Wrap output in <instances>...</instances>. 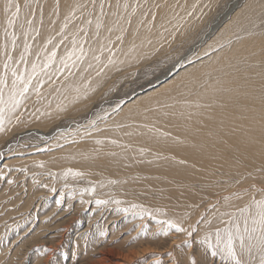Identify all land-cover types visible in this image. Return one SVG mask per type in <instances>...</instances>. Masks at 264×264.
<instances>
[{
    "label": "rangeland",
    "instance_id": "1",
    "mask_svg": "<svg viewBox=\"0 0 264 264\" xmlns=\"http://www.w3.org/2000/svg\"><path fill=\"white\" fill-rule=\"evenodd\" d=\"M139 1L147 2L135 0ZM168 1L167 6L165 2ZM181 1H161L165 8L160 3L159 11L153 9L151 24L136 26L137 17L134 16L140 4H135L134 0H12L20 7V14L15 27L8 28L11 12H6L5 7L9 0H0V13L4 12L3 20L0 19V33L6 53L15 58L24 55L21 66L26 65L32 74V66L37 57H43V50L47 56L56 52L54 65L47 67L43 71L45 74L38 69L32 81L33 86L42 85L38 88L40 98L55 96L49 102L53 110L48 112L50 115L46 114L50 120L44 123L43 118L36 115L35 120L29 119L24 124L15 121L0 136V264H38L45 257L43 253L47 252H54L53 264H75L74 257L87 255L83 246L91 238L97 240L96 252L90 250L91 254L86 257L89 260L79 264L96 261L101 255H96L100 249L104 254L113 249V256L119 251L127 254L140 248L145 241L161 252L158 250L160 254L147 255L143 264H172L169 260L174 261L175 254L180 251L187 257L186 264L193 261L195 264H234L224 251L227 242L224 230L231 226L226 222L233 219L234 223L242 225L244 217L239 215L240 210L249 207L253 199L264 200V192L260 190H264V157L250 156L238 163L246 170V178L226 176L220 169L212 170L203 180L176 179L171 189L173 192L168 194L158 190V182L154 181L158 177L165 178L160 174L155 177L152 173L135 171L112 177L113 171H122L121 166L111 168L106 153L98 144L106 132L125 128L121 112L130 100L155 90L176 68L181 67L184 79L172 77L175 83L159 91L161 94L157 92L153 100H143L144 107L154 105L151 110L143 112L147 116L176 109L178 101L168 97L171 90L177 99L189 101L200 92L225 84L224 70L212 67L220 64L227 51L240 44L246 33L264 34V23H261L264 9H260L264 0H239L238 9L232 15L229 12L236 0H213L207 6L202 0L192 4V18L181 35L162 39L152 46L156 38L154 32L165 30L166 19L172 15L179 17L188 10L190 5ZM126 6L130 14L118 21L119 15L126 12L123 11ZM235 14H240L237 20L243 19L244 25L239 27L237 22L233 26ZM219 23L223 27H219ZM227 25L232 27L230 34L228 29L225 30ZM12 32L17 36L14 50ZM145 42L147 45H143ZM26 44L30 46V53L24 51ZM81 48L85 56L82 62L79 60ZM88 48L92 58L85 53ZM73 51V59L77 61L75 66L69 62L63 69L62 61ZM101 54L103 56L99 57ZM217 56L221 60L218 61ZM209 63H212V67L208 66L211 69L207 67ZM253 66L259 71L254 77L259 84L256 92L264 93V61L261 65L251 60L246 64L233 61L228 68L231 75L246 68L249 73ZM59 70H64L65 76L51 80L50 88L46 83H39L43 77L47 76V79ZM206 72L209 73L206 75ZM94 73L103 78L96 80L92 89H79L78 86L90 80ZM231 84L226 85L231 87ZM217 87L216 90L212 88L215 93L219 90ZM223 91L225 89L220 92ZM59 96H67V99L74 96L77 101L65 107ZM56 97V102L61 105L53 102ZM31 103L28 100L23 104V116L34 111ZM86 160L89 162L83 163ZM97 173L98 177L95 176ZM244 199L245 205L238 208L235 204ZM170 203L174 205L170 206ZM173 208L190 214L192 222L185 232H177L170 226L173 224H168L173 212L166 209L172 211ZM252 211L255 212L254 207ZM233 213L236 214L234 217L229 215ZM217 231L221 234L219 247ZM174 234L181 241L177 240L176 243L180 244L171 249L169 244ZM39 240L45 243L36 244L35 241ZM57 243L61 246L53 251ZM213 250L217 255H212ZM260 257L258 248L253 247L251 256L245 254L243 259L250 264H260ZM139 260L133 264H139Z\"/></svg>",
    "mask_w": 264,
    "mask_h": 264
},
{
    "label": "bare ground",
    "instance_id": "2",
    "mask_svg": "<svg viewBox=\"0 0 264 264\" xmlns=\"http://www.w3.org/2000/svg\"><path fill=\"white\" fill-rule=\"evenodd\" d=\"M145 1L147 2L141 3L139 1L140 3H138L135 2L134 0L135 4L136 3L137 5L140 4L137 15L134 16L137 17L136 26L139 25L141 26V24L147 26L150 25L153 18L150 15L154 12L153 9L156 8V10L159 11L161 5L158 4L162 3V7L164 5V3L161 2L164 0H145ZM196 1L200 2L202 0L181 1L184 4L190 5L187 8L188 9L186 11L187 13L184 12V14L180 15L179 17L176 15L169 16L166 19L167 22H166L165 30L162 32L160 31L154 32L156 38L154 39V43H151V45L154 46L155 43L161 41L162 39L163 40L169 39L170 37L176 38L177 36L181 35L187 26V22L189 21V19L192 18L191 6L192 4H195ZM212 1L213 0H205L202 3L203 5L207 6V3ZM238 1L239 0H236V2L233 4L234 6L232 10L229 12V15L234 14L235 11L238 9L237 8ZM128 3L131 4V1ZM165 3L168 6L170 4V1ZM200 5H198V8L200 7ZM203 5H201V7ZM260 9L261 10L264 9V5H261ZM123 11L126 12L125 13L123 12L122 14L119 15L118 17L119 20L117 19L118 21L123 20L124 17L130 14V11L128 10L127 6L126 9H124ZM147 12L148 14H146ZM2 15H4V12L0 13V19L3 20ZM239 15L240 14H237L235 17L233 16L234 17L232 22L233 26H235L237 22L239 27L245 24L244 21H241L243 19L239 21L237 20V17H239ZM224 22H226V19L222 23L224 24ZM221 26L222 24L220 25L219 23V27ZM226 29H228L229 31L228 34H230L232 27L229 28V25H227L225 30ZM154 33H152V35ZM262 35L264 34L260 33V35H253V34L249 35L248 33H246L244 35L246 37L245 38L242 37L240 44L228 50L227 51L228 54L226 53L223 54V55L226 54V56L222 58L220 64L212 67L211 66V64L213 63L212 62L211 64L209 63L207 65V67L211 66L212 68H215L217 70L218 69L224 70L223 72L224 73L223 75L225 77L224 82L226 83L223 85L221 84L222 86L221 85L214 86L212 84L214 88L211 87L203 93L200 92L201 93L200 95L198 94L196 96H193L192 98L189 99V101L182 100L181 98L177 99L174 96V91L173 90H171V92L169 91V95H168V97H170L169 100L178 101L176 104V109H171V111L167 110V112H163V111L159 113L153 112V113H149V115L147 116L143 112H146L149 109L151 110L152 108H154V105L144 107L141 104V102L143 100H148V101L153 100L154 95H156L157 92L160 93L159 91L168 88L167 86L172 85L171 83H175L176 80L174 81L173 78H178V80L184 79L185 73L181 72L183 71L181 70V67L176 68L174 73L167 78L170 79V77L171 78L173 77L172 79H170L169 82L166 81V83H164L165 80H167L164 79L163 83L161 85L159 84V86H157L155 90L145 92L141 96L138 95L139 97H134L132 100H130L129 103L126 104L125 109L122 110L121 112L124 114V118L122 119H124L123 124L125 126L123 127L125 128L116 129L114 131H111V133L106 132L105 138L102 141L98 142V144L102 146L103 152L106 153V158L108 159V163H110L109 166H111V168L114 165L121 166L122 171L119 172L113 171L115 172V174L112 173L111 176L113 177L114 175H128L135 171L138 172L140 171L142 173L144 172L146 174L152 173L154 174L155 177L156 175L160 174L162 175L161 177H165V178L163 179L158 177L155 178L154 181L157 180L156 182H158L157 183V187H159L158 190L160 189L168 194L173 192L171 191V189H173L174 187L173 181H175L176 179L185 178L187 180L188 179L203 180L205 178V174L212 173V170L220 169L223 171V174L226 176H231V177L237 176L239 178L241 177L246 178V176L244 175V172L246 170H243L242 167L238 165V163L244 160H248L250 156L264 157V93L258 94L256 92V90L258 89L257 85L259 84L258 81L254 79L255 72H257L254 69V66L252 67L251 70H249L250 71L249 73H247L249 68H246L244 70H241L240 72L238 70L237 72H234L231 75H230L231 69L228 68V66L231 64V62L239 61V60L241 62H244L245 64L248 60L249 61L251 60L252 62H256L259 65L263 64L264 37ZM2 39H3V35H1L0 33V78H6L8 81L9 87L4 88V98L5 100H7L9 96L11 83L14 79V77L12 76V71L17 70L18 74L22 76H29L31 75V73L30 71L27 70L26 65L21 66L22 61H18L21 60L20 59L21 56L15 58L11 54H8L4 51V42L2 43ZM143 45H147V42H145ZM90 52L91 49L89 48L85 50V53L88 54L87 57L92 58L91 57L92 53ZM48 56L46 55V51L43 50V57L42 58L39 57V59L35 61L36 64H47ZM102 56H103L102 54L99 55V57ZM217 59L218 61L221 60V58L219 57ZM11 63L13 64L11 65ZM5 64L9 65L6 77H5V68H4ZM53 65L54 63L51 66ZM195 67H197V65ZM211 67L208 68L211 69ZM45 71L46 68L44 72ZM44 72L42 71V73ZM208 73L209 72H206V75ZM176 74L179 75L177 77H174ZM64 76H65L64 70H59L58 73H54L53 75L49 76L47 79H46L47 76L43 77L39 83L43 82L47 84L46 86H49L51 80L59 79L60 77H64ZM233 76L235 77L232 78ZM102 78L103 76L95 75L94 73L90 80H87V82H85L83 85L78 86V88L92 89L95 84V81ZM227 83L229 84L232 83L233 85L231 84V87H229L226 85ZM40 86H41L40 84L38 85V87L37 85L34 86L32 85L29 89V92L26 94L27 98L25 102L28 100L32 101L31 107L34 108L33 112L23 116L22 109L24 105H21L20 108L15 112L5 110L4 129L3 131H0V136L4 134L5 130L8 129L15 121H18L17 123L24 124V122L29 121V119L35 120L36 115L41 116V118H43V122L46 120L48 121L50 120V116H48L50 114L48 112L50 110H53V108H51V104L49 102L55 96L50 97V99H46L45 96L43 95L40 98L39 95H37V90L39 91L38 88ZM219 86L221 87L219 88ZM216 87L219 90L215 93L213 89H215ZM223 89H225V91L221 93L220 91H222ZM59 98H61L64 101V106L69 105L70 103H76L77 101V98H75L74 96L68 99L67 96L65 97L59 96ZM56 101H57V97L54 99L53 102L61 105L59 102ZM25 102L23 104H25ZM233 102L234 104H231ZM22 124L21 126L23 127L24 125ZM88 162H89L88 160L83 161V163H88ZM76 164L82 165V163L80 162L78 163L76 162ZM92 164L96 166L94 163ZM98 174L99 173H97L95 176H97ZM135 176L136 175H134L133 177ZM139 177L143 178L144 176L143 177L139 176ZM246 181H249V179ZM252 186L254 187V185ZM260 190L264 192L263 189ZM245 200L246 199H244L241 203H236L235 205L238 208L241 205L244 206ZM248 201L249 199L247 200V202ZM172 205L174 204L172 203L170 206ZM167 206L165 208L168 209ZM167 209L166 211L173 212V216L171 217L168 224L169 225L170 223L173 225L176 224L179 228L184 229V231H179V232H185L187 230L189 223L192 222L190 221L191 218L190 214L185 213L184 210L180 211V209L177 208H173L172 211ZM226 211H228V208ZM221 212L222 211H220V213ZM177 232L176 234H178ZM95 240L96 239L91 238V240H89L87 244H84L83 247L86 249L87 255L85 256L84 254L82 256L80 255L79 257H74L73 263L79 264L81 261L83 262L91 254V253L89 254L90 250L93 252L94 250L97 249L96 248L97 240L96 241ZM177 240L181 241L178 237H176V235L175 236L172 235V240H170V244H169L170 246H172L171 249L173 248V246H175V244L177 245L180 244V242L176 243ZM41 241L43 240L35 241V243L38 244ZM145 242H142V244L144 245H140V248L138 247V249L130 250L129 252H127V254L126 253L124 254L123 252L119 251L115 253V255L113 256L111 254V250L113 249H110V251L106 254H104L105 252L103 249L102 250L100 249L96 253V255L98 254V256L101 254L100 257L96 259V261L92 260L88 262V264H123V263L133 264L135 260H139V259H140L139 264H143L147 261V258H145L147 255H151L153 253L160 254L158 252L159 250L158 247L156 246H155L156 248L151 247L150 246L152 245L151 243H145ZM94 243H96L95 246H93ZM59 245L61 246L60 243L54 244V249L52 250L53 251L57 250V247ZM99 247L101 248L102 246ZM236 247H237V243H236ZM159 251L161 252V250ZM183 251L185 250L183 249ZM162 252L164 253L163 249ZM43 254L45 257L41 261H39L38 264H53L54 252H50V253L47 252ZM174 258H175L174 261L172 259L169 260L170 262H173L172 264H186V262L188 263L187 257H184L182 251H180V253L175 254ZM88 260L89 259H87V261ZM156 261H158V259Z\"/></svg>",
    "mask_w": 264,
    "mask_h": 264
},
{
    "label": "snow or ice",
    "instance_id": "3",
    "mask_svg": "<svg viewBox=\"0 0 264 264\" xmlns=\"http://www.w3.org/2000/svg\"><path fill=\"white\" fill-rule=\"evenodd\" d=\"M15 8V11L12 9ZM6 12H11V18L8 19L7 24L8 28H14L17 18L20 14V7L12 3V0H9V3L5 7ZM101 15H103V6H101ZM91 23V21H89ZM264 23V20L261 21ZM101 25L98 22L97 28ZM67 27V24H65ZM83 31V29H81ZM5 35H8V32H5ZM12 36V48L13 50L16 47L17 36L15 32L11 33ZM117 39L122 40V37H117ZM51 43V41H49ZM75 43V41H74ZM25 53H30V46L25 45ZM75 56V52L69 54L67 59L62 61V65L64 68H67L69 62L72 63L73 66L76 64V60L73 59ZM56 52L53 51L50 56H48L47 64H34L32 66V74L29 76H22L18 74L17 70L12 71V76L14 77L11 87L9 90L8 99L4 98V88H8V81L6 78H0V131L4 129V112L5 110L15 112L17 111L21 105L25 102L27 96L26 94L29 92L30 87L32 86V81L35 79L37 75V71H44L45 68L50 67L53 63H55ZM21 61H24V55L20 57ZM39 59V57H37ZM85 59L83 48L80 49L79 60L82 62ZM95 59H99V57H95ZM111 62V61H110ZM8 64H5V77L8 72ZM42 86V85H41ZM37 95H39V91L37 90ZM79 175V173H77ZM92 191H95L94 189ZM98 203H104L103 201H98ZM119 203V201H117ZM255 208V212L252 211V208ZM230 216H235L236 214H229ZM240 216H243L244 219L241 223H234L233 219H229L226 223L231 225L230 227L225 228L224 232L227 236V242L224 244V251L228 257L234 261V264H250V261H246L243 259L244 255L247 254L249 257L251 256V252L253 247L258 248L261 253L260 264H264V200H255L253 199L252 204L249 207H245L240 210ZM142 218V217H141ZM172 227H176L177 231H184V229L179 228L176 225H170ZM167 233H165L166 235ZM217 239V247H219V242L221 240V234L219 231L216 233ZM236 242H238V249L236 247ZM212 255H217V252L213 250ZM195 264V261L192 262Z\"/></svg>",
    "mask_w": 264,
    "mask_h": 264
}]
</instances>
